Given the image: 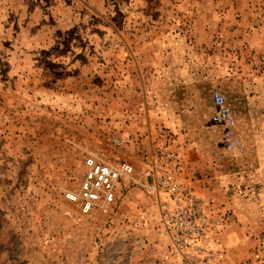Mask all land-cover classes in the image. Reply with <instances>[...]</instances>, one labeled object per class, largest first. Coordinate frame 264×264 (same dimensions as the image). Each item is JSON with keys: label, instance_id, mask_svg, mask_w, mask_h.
<instances>
[{"label": "rangeland", "instance_id": "1", "mask_svg": "<svg viewBox=\"0 0 264 264\" xmlns=\"http://www.w3.org/2000/svg\"><path fill=\"white\" fill-rule=\"evenodd\" d=\"M182 49L193 86L172 77ZM214 89L240 154L204 114ZM88 154L134 180L83 213L65 193ZM168 155L241 257L264 235V0H0V264H161L165 195L146 186Z\"/></svg>", "mask_w": 264, "mask_h": 264}, {"label": "built area", "instance_id": "2", "mask_svg": "<svg viewBox=\"0 0 264 264\" xmlns=\"http://www.w3.org/2000/svg\"><path fill=\"white\" fill-rule=\"evenodd\" d=\"M210 99L209 121L220 127L223 148L232 154L242 153L244 143L237 134V121L225 96L214 89ZM160 164L163 173L155 178L153 186L146 187L152 193L165 195L157 231L166 240L161 264H264V235L255 237L241 257H231L225 242L229 213L205 201L180 180L178 156L168 155ZM122 179L134 180L130 164L107 162L88 154L78 188L67 191L65 197L77 203L81 212L88 213L114 203Z\"/></svg>", "mask_w": 264, "mask_h": 264}, {"label": "crops", "instance_id": "3", "mask_svg": "<svg viewBox=\"0 0 264 264\" xmlns=\"http://www.w3.org/2000/svg\"><path fill=\"white\" fill-rule=\"evenodd\" d=\"M191 50V49H190ZM190 50H185L182 49L181 51L186 55L187 57L189 55V59H187L185 57L184 59V55H182L183 53L181 51H178L176 53V59L171 63V67H173V79L175 80V84L179 85V87H184V86H193L194 81H196L194 73H193V68H192V61H191V54H190ZM180 55H182V58L180 57ZM207 78V77H206ZM211 81V85L213 84V77L210 78ZM145 83V82H144ZM151 107V108H150ZM148 109L153 110L152 106L149 105L147 106ZM160 110L159 105H157L156 107H154V111L153 112H158ZM211 113V109L209 107V109H206L204 114L209 116ZM155 117V118H154ZM162 116H159L158 113H156L155 115L151 116V120H156V118H160Z\"/></svg>", "mask_w": 264, "mask_h": 264}]
</instances>
